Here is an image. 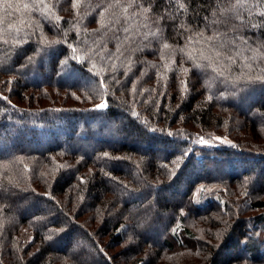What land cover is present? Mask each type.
Returning <instances> with one entry per match:
<instances>
[{
	"label": "trees",
	"instance_id": "obj_1",
	"mask_svg": "<svg viewBox=\"0 0 264 264\" xmlns=\"http://www.w3.org/2000/svg\"><path fill=\"white\" fill-rule=\"evenodd\" d=\"M8 3L0 264H264V0Z\"/></svg>",
	"mask_w": 264,
	"mask_h": 264
},
{
	"label": "rangeland",
	"instance_id": "obj_2",
	"mask_svg": "<svg viewBox=\"0 0 264 264\" xmlns=\"http://www.w3.org/2000/svg\"><path fill=\"white\" fill-rule=\"evenodd\" d=\"M263 90L264 89H259L258 91L262 92ZM255 92H256V90H251V92L250 91L247 92V95L245 96L244 101L246 102V98H253V96H255ZM261 95L264 97V91H263V93ZM231 142H232V140L228 136H219L218 135V136H215L214 139H212L210 141L209 140L208 141H204L201 144H206V145L211 146L213 144H221V143H227L228 144V143H231ZM174 257L175 256H173L171 258H174Z\"/></svg>",
	"mask_w": 264,
	"mask_h": 264
},
{
	"label": "snow or ice",
	"instance_id": "obj_3",
	"mask_svg": "<svg viewBox=\"0 0 264 264\" xmlns=\"http://www.w3.org/2000/svg\"><path fill=\"white\" fill-rule=\"evenodd\" d=\"M4 2H5L7 7H12V4L8 3V0H4ZM24 7L27 8L28 5H24ZM213 39H215V38H213ZM230 44H231V42H229V41H221L220 46L224 47L225 45H230ZM165 47H167V45H165ZM105 106H106L105 104H100V105H97L96 108L97 109H103V108H105Z\"/></svg>",
	"mask_w": 264,
	"mask_h": 264
}]
</instances>
